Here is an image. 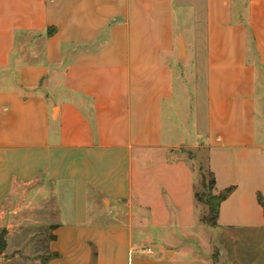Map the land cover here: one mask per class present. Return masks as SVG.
I'll return each instance as SVG.
<instances>
[{"label": "crops", "instance_id": "crops-1", "mask_svg": "<svg viewBox=\"0 0 264 264\" xmlns=\"http://www.w3.org/2000/svg\"><path fill=\"white\" fill-rule=\"evenodd\" d=\"M16 194L47 264H264V0H0V222Z\"/></svg>", "mask_w": 264, "mask_h": 264}, {"label": "rangeland", "instance_id": "rangeland-1", "mask_svg": "<svg viewBox=\"0 0 264 264\" xmlns=\"http://www.w3.org/2000/svg\"><path fill=\"white\" fill-rule=\"evenodd\" d=\"M201 175L203 184H198L197 193L201 201L207 202L215 194L210 174L203 169ZM5 206L6 214L0 222V245L4 244L0 264H47V243L52 227L48 224L49 209L40 210L37 204L32 208L20 194Z\"/></svg>", "mask_w": 264, "mask_h": 264}, {"label": "trees", "instance_id": "trees-1", "mask_svg": "<svg viewBox=\"0 0 264 264\" xmlns=\"http://www.w3.org/2000/svg\"><path fill=\"white\" fill-rule=\"evenodd\" d=\"M211 185H213V178L211 177ZM233 190L232 187L226 188L221 193L215 195L214 197H210L205 204L208 207V214L204 218V221L208 224H213L215 222V218L218 213V207L220 203L227 198V196L231 193ZM259 202L262 204L261 199L259 198ZM4 248V244L2 243L0 245V254Z\"/></svg>", "mask_w": 264, "mask_h": 264}, {"label": "built area", "instance_id": "built-area-1", "mask_svg": "<svg viewBox=\"0 0 264 264\" xmlns=\"http://www.w3.org/2000/svg\"><path fill=\"white\" fill-rule=\"evenodd\" d=\"M144 251L146 252V254H152L153 253V250L150 247L144 248Z\"/></svg>", "mask_w": 264, "mask_h": 264}]
</instances>
